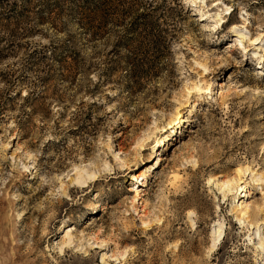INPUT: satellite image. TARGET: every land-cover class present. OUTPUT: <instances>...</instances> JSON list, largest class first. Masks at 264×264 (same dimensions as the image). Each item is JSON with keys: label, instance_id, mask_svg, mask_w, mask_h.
Returning a JSON list of instances; mask_svg holds the SVG:
<instances>
[{"label": "rangeland", "instance_id": "obj_1", "mask_svg": "<svg viewBox=\"0 0 264 264\" xmlns=\"http://www.w3.org/2000/svg\"><path fill=\"white\" fill-rule=\"evenodd\" d=\"M0 264H264V0H0Z\"/></svg>", "mask_w": 264, "mask_h": 264}, {"label": "bare ground", "instance_id": "obj_2", "mask_svg": "<svg viewBox=\"0 0 264 264\" xmlns=\"http://www.w3.org/2000/svg\"><path fill=\"white\" fill-rule=\"evenodd\" d=\"M218 1V0H217ZM208 90H209V86H208V84H206V82L205 81H200V83L198 84V85H196V86H194V87H192L190 90H188V94H190V93H198V94H206L207 92H208ZM218 92V93H217ZM216 92V94L215 95H217L218 96V98L219 99H222V100H224L225 99V97H226V95H225V92L224 91H222V89L221 88H219L218 89V91ZM222 102V101H221ZM220 104V103H219ZM191 112V111H190ZM190 112H189V114H190ZM185 121L183 120V118H182V116L180 115V112L179 111H176V113H175V115L171 118V120L167 123V127L166 128H170L172 125L174 126V125H176V126H179V125H181L182 123H184ZM165 129H161V131H164ZM151 137H147L144 141H143V143H145V142H148L149 141V139H150ZM167 141V138L165 139V140H163V143L161 144L162 146H165V142ZM247 171H249V167H245V168H242V167H238V168H236V170L233 172V174H231V175H228V176H226L225 178H224V180H223V184H228V185H230V187H231V189L232 188H236V187H239L240 185H241V177H242V175L244 174V172H247ZM145 176V174H142L140 177H144ZM178 178V175L177 174H175V173H173L172 175H171V179H173V180H175V179H177ZM94 179H95V175L94 174H91L90 176H88L87 177V179L85 180V181H83V182H79L78 180V182H79V184H80V187L82 188V187H85L86 186V184L90 181V182H92V181H94ZM230 190H228V192H229ZM242 205L244 204V203H241ZM238 214L243 218V219H247L248 217H249V208L245 205V207L242 209V210H240L239 212H238ZM219 233V240H221L220 238H221V236H222V230L220 231V232H218ZM68 243V242H67ZM63 245H65V242L63 241L62 242V244H61V246H63ZM60 250V252H61V247L59 248Z\"/></svg>", "mask_w": 264, "mask_h": 264}, {"label": "trees", "instance_id": "obj_3", "mask_svg": "<svg viewBox=\"0 0 264 264\" xmlns=\"http://www.w3.org/2000/svg\"><path fill=\"white\" fill-rule=\"evenodd\" d=\"M86 1V3H88L89 1H91V0H85ZM149 6V5H148ZM158 6V5H157ZM180 13V12H179ZM137 18L135 19V21H132V23H131V25H132V27H131V29H135L136 27H139V25H144L145 26V24H144V22H145V19H146V14H144V13H140V14H138L137 16H136ZM143 22V23H142ZM153 28H155V26L153 27ZM156 38L157 37H155V40H156ZM43 56H44V54H43ZM80 72H83V74L85 75V71H83V69H82V71H80Z\"/></svg>", "mask_w": 264, "mask_h": 264}]
</instances>
